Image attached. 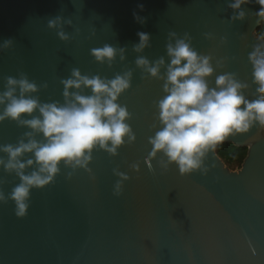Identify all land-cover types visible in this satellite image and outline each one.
<instances>
[{"label":"water","instance_id":"1","mask_svg":"<svg viewBox=\"0 0 264 264\" xmlns=\"http://www.w3.org/2000/svg\"><path fill=\"white\" fill-rule=\"evenodd\" d=\"M233 2L0 0V94L9 90V77L27 79L37 90L26 96L64 106L74 102L62 83L75 79L74 69L102 80L130 73V87L116 103L127 108L125 123L135 136H125L115 154L97 145L81 165L61 161L51 183L30 188L23 217L10 199L20 178L5 169L9 156L0 150V264H264V126L253 121L247 133L219 143L248 149L239 171L218 156L217 144L199 168L181 174L163 151L152 156L149 142L163 127L158 105L168 94V47L179 40L210 57L209 88L217 76L233 74L247 85L240 90L247 100L260 98L249 57L257 49L264 53L258 35L264 17L252 0L242 5L245 17L234 19ZM138 32L150 37L139 49ZM105 45L116 50L114 58L97 60L92 50ZM140 58L148 64L137 65ZM150 67H158L156 76ZM69 92L93 94L83 84ZM7 103L0 104V115ZM34 117L42 119L38 109L21 119ZM30 139L46 142L20 121H0V148ZM18 159L35 156L26 152ZM39 167L27 166L24 175Z\"/></svg>","mask_w":264,"mask_h":264},{"label":"clouds","instance_id":"2","mask_svg":"<svg viewBox=\"0 0 264 264\" xmlns=\"http://www.w3.org/2000/svg\"><path fill=\"white\" fill-rule=\"evenodd\" d=\"M252 0H234L229 7L237 12L234 19H243L245 13L242 5ZM260 5L257 16L264 17V0H255ZM143 8L142 5H140ZM134 18H137L134 13ZM145 22V21H144ZM49 26H54L50 22ZM140 44L137 48L146 46L149 34L138 32ZM62 38H66L61 33ZM11 41H7L10 43ZM115 49L105 45L102 49H93L92 55L97 60L114 58ZM171 57L167 70V81L164 90L168 93L159 101L160 122L163 125L154 137L150 138L153 146L152 156L157 151H163L169 162H175L181 174L190 173L201 165V157L212 150L227 137L247 133L254 126L253 121L264 126V53L259 49L250 54L253 64V79L258 84L259 99L247 100L242 88L247 85L235 80L233 74L217 76L216 87L209 88L207 77L214 69L210 57L200 56L183 40L175 47L169 45ZM183 62V63H182ZM163 63V60L159 61ZM148 61L140 58L137 65H147ZM148 71L156 76L158 67H150ZM72 76L63 80L64 96H74V102L64 106L57 103L40 104L37 99L26 96L35 92L37 87L27 79L16 80L8 78L9 90L0 94V104L8 100L0 121L10 118L43 133L45 143L30 139L28 143L21 141L18 146L7 145L0 150L8 153L9 161L6 170H14L20 178L10 193V199L15 202L16 215L23 217L28 209L26 200L30 188H43L51 183L59 172L58 165L63 161L66 165L75 162L77 165L91 159V151L97 145L115 154L118 146L124 143L127 136L130 141L134 134L125 120L129 118L126 107L116 103L118 96L130 87V73L116 76L112 80H102L99 76L81 77L78 69ZM83 84L91 88L92 95L82 96L70 93L69 89H79ZM171 85V87H169ZM16 86L20 95L15 96ZM39 110L41 118L21 119L24 114L31 115ZM27 135H31L30 133ZM111 142V147H108ZM34 153L32 159L22 162L18 158L24 153ZM88 153V155H85ZM3 163V161H0ZM33 163L40 165L37 172L24 175L23 170ZM46 173V175H41ZM5 197L0 192V201Z\"/></svg>","mask_w":264,"mask_h":264},{"label":"trees","instance_id":"3","mask_svg":"<svg viewBox=\"0 0 264 264\" xmlns=\"http://www.w3.org/2000/svg\"><path fill=\"white\" fill-rule=\"evenodd\" d=\"M258 35L264 39V22L261 29L258 31ZM217 153L230 169L235 166L241 169L242 164L247 157L248 149L238 148L232 144H219L217 147Z\"/></svg>","mask_w":264,"mask_h":264},{"label":"rangeland","instance_id":"4","mask_svg":"<svg viewBox=\"0 0 264 264\" xmlns=\"http://www.w3.org/2000/svg\"><path fill=\"white\" fill-rule=\"evenodd\" d=\"M231 170H232V171H239V170H240V168H239V167H237V166H235V167H232V168H231Z\"/></svg>","mask_w":264,"mask_h":264}]
</instances>
